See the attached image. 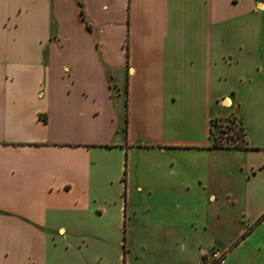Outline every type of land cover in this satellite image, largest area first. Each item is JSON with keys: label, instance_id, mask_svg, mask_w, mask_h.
<instances>
[{"label": "crops", "instance_id": "1", "mask_svg": "<svg viewBox=\"0 0 264 264\" xmlns=\"http://www.w3.org/2000/svg\"><path fill=\"white\" fill-rule=\"evenodd\" d=\"M228 117L248 149L211 147ZM254 152L264 0H0V264L218 260Z\"/></svg>", "mask_w": 264, "mask_h": 264}, {"label": "rangeland", "instance_id": "2", "mask_svg": "<svg viewBox=\"0 0 264 264\" xmlns=\"http://www.w3.org/2000/svg\"><path fill=\"white\" fill-rule=\"evenodd\" d=\"M240 128L235 117L214 119L212 139L227 145H244ZM248 155L264 161V153L254 152ZM241 174L242 177L237 181L238 188L231 192L233 196L226 189L220 197L223 205L221 218L227 225L232 223L235 231L238 229L240 233L233 238L225 237L216 248L223 253L226 264H264V170L254 178L251 174L244 175V171ZM230 203H235L233 209H229ZM179 219L184 222L186 215L179 214ZM190 244L188 239L177 240L171 246V251L180 256ZM223 255L218 260L206 257L202 264L222 262Z\"/></svg>", "mask_w": 264, "mask_h": 264}, {"label": "trees", "instance_id": "3", "mask_svg": "<svg viewBox=\"0 0 264 264\" xmlns=\"http://www.w3.org/2000/svg\"><path fill=\"white\" fill-rule=\"evenodd\" d=\"M240 130L242 131L244 145H238V144H228L227 145V144L222 143L221 141H217L216 139H212L211 147L215 148V149H228V148L248 149L249 147L246 145V139H245V130H244V128L242 126H241ZM211 133H212V131H211ZM205 258L206 257L204 256L202 258V261ZM213 264H218V262L216 261Z\"/></svg>", "mask_w": 264, "mask_h": 264}, {"label": "bare ground", "instance_id": "4", "mask_svg": "<svg viewBox=\"0 0 264 264\" xmlns=\"http://www.w3.org/2000/svg\"><path fill=\"white\" fill-rule=\"evenodd\" d=\"M227 103V102H226Z\"/></svg>", "mask_w": 264, "mask_h": 264}]
</instances>
